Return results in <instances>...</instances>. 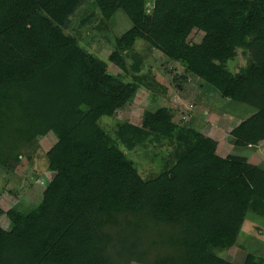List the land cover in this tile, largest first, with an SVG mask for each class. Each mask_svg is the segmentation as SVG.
Returning a JSON list of instances; mask_svg holds the SVG:
<instances>
[{
  "label": "trees",
  "instance_id": "1",
  "mask_svg": "<svg viewBox=\"0 0 264 264\" xmlns=\"http://www.w3.org/2000/svg\"><path fill=\"white\" fill-rule=\"evenodd\" d=\"M98 36L114 45L108 61L89 50ZM153 51L184 69L176 79L199 80L195 101L242 106L235 158L201 149L200 131L160 109L103 125L148 88ZM50 133L42 201L0 207V264H236L215 250L238 244L250 212L264 217V164L239 156L264 143V0H0V166L33 161ZM133 154L157 169L144 177Z\"/></svg>",
  "mask_w": 264,
  "mask_h": 264
},
{
  "label": "rangeland",
  "instance_id": "2",
  "mask_svg": "<svg viewBox=\"0 0 264 264\" xmlns=\"http://www.w3.org/2000/svg\"><path fill=\"white\" fill-rule=\"evenodd\" d=\"M114 20L116 34L124 33L131 26L127 16L121 11L117 12ZM203 37L204 33L194 31L189 39L192 43L199 44ZM94 39V41L93 38L92 41L90 40L92 43L89 44V50L108 61L110 48L114 45L109 46L108 41L101 36ZM146 57L150 61L143 67L141 75L145 74L144 81L148 88L138 90L132 102L118 112L117 118H106L103 120V125L110 128L116 120H121L139 126L143 124L146 111L155 112L160 109L165 117L173 121L178 128H192L200 131L204 137L200 145L201 149L229 159L235 158L238 152H234V142L229 133L242 122V116H244L240 110L242 106L233 102L218 101L216 98V102L212 101L215 110L209 109L204 100L195 101L199 91V80L196 77L186 76L188 79L186 81L176 79V75L184 73V69L158 51L149 52ZM245 63L246 59L240 51L238 65L235 64L233 67L236 66L238 71V68ZM109 70L123 84L131 80L130 75H126L115 65H111ZM224 112L231 116L223 114ZM57 141L54 133L45 136L40 141L41 147L35 154L34 160L30 162L24 158L13 172L0 166V207L4 212H8L15 206H37L42 201L45 189L55 176L54 172L48 170L46 153ZM240 155L250 156L254 164H264V143L252 153L244 150L241 154L239 153ZM133 157L138 161L140 172L144 177L158 167L157 163L153 164L136 154H133ZM6 222V217L0 220V224ZM215 251L219 256L232 259L236 264H244L248 253H253L264 260V217L250 212L238 244L231 250Z\"/></svg>",
  "mask_w": 264,
  "mask_h": 264
},
{
  "label": "crops",
  "instance_id": "3",
  "mask_svg": "<svg viewBox=\"0 0 264 264\" xmlns=\"http://www.w3.org/2000/svg\"><path fill=\"white\" fill-rule=\"evenodd\" d=\"M227 115H230V116H231V114H227ZM238 254H239V253H238ZM241 254H242V253H241ZM241 254H240V255H241ZM236 255H237V254H236ZM241 256H242V255H241Z\"/></svg>",
  "mask_w": 264,
  "mask_h": 264
}]
</instances>
